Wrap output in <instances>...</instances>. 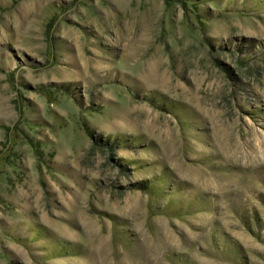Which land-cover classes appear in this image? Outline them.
I'll return each instance as SVG.
<instances>
[{
    "label": "rangeland",
    "instance_id": "1",
    "mask_svg": "<svg viewBox=\"0 0 264 264\" xmlns=\"http://www.w3.org/2000/svg\"><path fill=\"white\" fill-rule=\"evenodd\" d=\"M0 264H264V0H0Z\"/></svg>",
    "mask_w": 264,
    "mask_h": 264
}]
</instances>
